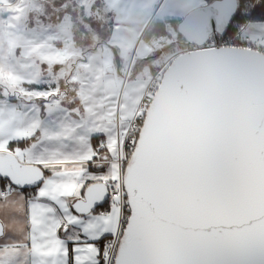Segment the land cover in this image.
I'll use <instances>...</instances> for the list:
<instances>
[{"label":"snow or ice","instance_id":"1","mask_svg":"<svg viewBox=\"0 0 264 264\" xmlns=\"http://www.w3.org/2000/svg\"><path fill=\"white\" fill-rule=\"evenodd\" d=\"M256 18L264 0H199L177 27L214 53ZM147 115L76 155L0 130V264H264V132Z\"/></svg>","mask_w":264,"mask_h":264},{"label":"rangeland","instance_id":"2","mask_svg":"<svg viewBox=\"0 0 264 264\" xmlns=\"http://www.w3.org/2000/svg\"><path fill=\"white\" fill-rule=\"evenodd\" d=\"M72 1L76 3L74 0ZM40 2L42 6H28L24 12L19 9L13 11V19L18 20L21 17L25 20L22 21V27L11 28L12 31L9 35L8 29L2 27L0 54L13 50L12 59L16 63H22L19 56L21 53L15 50L17 43L21 42V35L25 37L28 48L32 44L31 38L36 36V31L41 28L37 22H33V20L37 21L36 14L46 17L48 12L55 8V6H46L45 0H40ZM66 5L59 6L62 11L61 16L58 17L61 21H66L60 28L64 50L60 51L59 61L63 65L55 71V74L46 76L47 84L45 85H48V89L39 91L31 88L28 84L29 82L40 84L43 81L41 76L36 75L35 70L23 69V72L20 73V71L11 69L6 60L0 58V87L4 86L0 92L5 97L16 99L17 105L23 113L25 131L35 132L34 139L39 145L41 154L49 157L62 154L76 155L86 147L92 133L115 134L117 126L128 125L130 115L133 114L136 102L139 100L142 83L149 79V75L156 65L163 63L167 66L178 54L161 51L160 48H164L168 43L163 45L167 38L161 37L155 38L151 42L144 41L146 44L149 43L150 48H158L155 52L156 56L145 55L146 59L140 58L139 61H135L136 49L143 41L140 38L123 50L125 54L121 58L118 54L119 66H117L115 58L102 64L101 57L97 55L94 59L95 63L91 60V67H83L81 51L89 49L92 45L89 42L91 30L93 29L94 33H98V30L92 26L90 21L83 19V15L84 17L88 15V6H86V10L85 6H75L73 13H70L71 19H68V17L65 18L69 7ZM30 15L32 20L26 19ZM70 20L72 21L69 23ZM34 24L36 25L33 26ZM25 25L33 27L27 28ZM45 34H49V32ZM74 35L79 38L76 44H73L71 39ZM103 35L107 34H102L101 38L95 36L94 40L99 42L104 39ZM8 37H13L14 41L13 39L10 41ZM23 46L22 43L18 48L21 47L23 50ZM74 47L79 51L73 52ZM103 47H106L105 44H101L99 47V54H103ZM114 47L116 46L114 45ZM74 64H78V66L73 67ZM157 69L159 68H155V70ZM44 94H47L46 98H44ZM37 129L38 131H36Z\"/></svg>","mask_w":264,"mask_h":264},{"label":"water","instance_id":"3","mask_svg":"<svg viewBox=\"0 0 264 264\" xmlns=\"http://www.w3.org/2000/svg\"><path fill=\"white\" fill-rule=\"evenodd\" d=\"M180 35L198 47L179 52L166 66L146 109L150 126L159 134L205 125L264 132V53L238 46L209 53L200 37Z\"/></svg>","mask_w":264,"mask_h":264},{"label":"crops","instance_id":"4","mask_svg":"<svg viewBox=\"0 0 264 264\" xmlns=\"http://www.w3.org/2000/svg\"><path fill=\"white\" fill-rule=\"evenodd\" d=\"M76 3H73L72 0H45L46 6H55L52 11L48 12L46 17L36 14L37 22L41 27L36 31V36L31 38L32 44L27 48L25 37L21 35V42L17 43L15 47L22 59V63H16L13 57V50L3 52L0 54V58L6 60L7 65L11 69H15L23 72V69H29L30 71L35 70L37 76H41L43 80L40 84H36L37 87L33 88L39 91H45L48 89L46 81V76L55 74V71L60 69L63 64L59 61L60 51L64 50L62 46V33L61 26L66 23V21H61L58 17L61 16L62 6H69L68 11L65 14V18H70V13H73L75 6H85L87 9V16L84 17V21H90L92 26H94L98 33H94L93 29L90 32L89 42H91V47L81 51V59L83 67H91V60L95 63V58L97 55L101 57L102 64L103 62H108L111 59H114V52L112 47L114 45L118 54L123 56L124 49L129 46L130 43H135L136 41L142 38L141 36L156 20H162L164 18H181L188 11L193 9L199 3V0H74ZM28 6H42L40 0H0V34L2 33V27L8 29V35L12 31L11 28L22 27V21L19 17V21L13 19V11H20L27 9ZM61 6V7H59ZM60 10H59V9ZM72 9V10H69ZM33 11L35 9H32ZM22 12V14H23ZM18 13V12H17ZM37 13V12H35ZM32 14V13H31ZM51 14V15H50ZM85 14V13H83ZM24 15V14H23ZM33 15V14H32ZM21 16V15H20ZM32 16L26 17V19ZM67 19V20H68ZM73 20V18H72ZM70 20L69 23L72 21ZM34 24L33 26H35ZM27 28L33 26H27ZM14 30V29H13ZM14 32H16L14 30ZM26 32V31H23ZM49 32V34H45ZM7 33V32H6ZM244 33L252 37L264 36V22H254L250 21L247 27L244 30ZM102 34L104 39H101L99 42L94 40L95 36L101 38ZM114 38V39H112ZM12 41L13 37H8ZM28 39V38H27ZM72 43L76 44L79 40L77 36H72ZM29 40V39H28ZM27 40V41H28ZM14 41V39H13ZM64 42V40H63ZM112 44H111V43ZM142 42V41H141ZM139 43L136 52H135V61H139L140 58H145V55L156 56V49L150 48L149 43ZM151 42V41H150ZM24 44L21 50V47L18 48L21 44ZM96 43V44H95ZM101 44H105L106 47H103V54H99V47ZM104 46V45H103ZM79 51L78 48H73V52ZM165 52V51H163ZM71 53V52H70ZM155 53V54H154ZM35 58V59H32ZM160 58V56H157ZM146 59V58H145ZM137 64V62H135ZM97 64V62H96ZM1 65V63H0ZM69 65V64H68ZM77 67L78 64H74L73 67ZM165 65L162 63L156 65L151 72H154L155 68H162ZM70 67V66H69ZM72 67V66H71ZM132 68V65H131ZM139 68V67H137ZM147 79L142 83L140 90L141 98L142 92L144 90ZM30 83V82H29ZM51 83V82H49ZM35 84V83H33ZM52 84V83H51ZM55 84V83H53ZM4 87L1 86L0 89ZM54 88V87H53ZM138 100V102H139ZM137 103V102H136ZM138 104V103H137ZM137 106V105H136ZM136 109V107H135ZM134 109V111H135ZM133 111V114H134ZM130 115L131 117L133 116ZM130 117V119H131ZM129 119V122H130ZM128 122V123H129ZM120 128V126H117ZM0 130L4 132L12 131L13 133L23 134L25 133V126L23 121V113L17 105L15 98H8L2 95L0 92Z\"/></svg>","mask_w":264,"mask_h":264},{"label":"built area","instance_id":"5","mask_svg":"<svg viewBox=\"0 0 264 264\" xmlns=\"http://www.w3.org/2000/svg\"><path fill=\"white\" fill-rule=\"evenodd\" d=\"M249 22L241 25L238 30L231 36H229L227 39L223 41H218V44L220 46H238L248 49H253L256 51H259L261 53H264V36L259 37H252L250 35H247L244 33L245 28L247 27ZM211 45L203 46V47H210ZM193 48H197V46H193ZM190 48V49H193ZM164 67L159 68L152 72L151 75H149V79L147 80L144 90L142 92L141 98L139 102H137L136 109L134 111L133 116L130 119V122L128 125L131 124V122L135 121V118L140 116L142 113H145L146 108L148 107L152 97L154 96L162 78ZM120 128L117 127V131Z\"/></svg>","mask_w":264,"mask_h":264},{"label":"trees","instance_id":"6","mask_svg":"<svg viewBox=\"0 0 264 264\" xmlns=\"http://www.w3.org/2000/svg\"><path fill=\"white\" fill-rule=\"evenodd\" d=\"M180 21V18H164L162 20H156L151 22L152 24L142 35V39L145 42H149L155 38L165 37L167 40L163 43L165 45L164 48H160L161 51H167L168 53H179L183 50H187L192 45L188 44L183 36H181L177 32V24ZM254 22H264V20H260L256 18L252 20ZM251 21V22H252ZM142 41V42H143ZM31 88L37 87L36 84L28 83Z\"/></svg>","mask_w":264,"mask_h":264}]
</instances>
